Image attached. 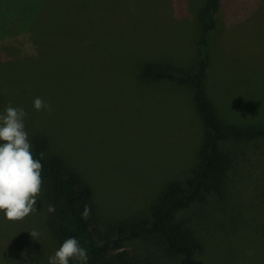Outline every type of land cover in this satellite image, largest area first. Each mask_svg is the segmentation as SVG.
<instances>
[{"label": "rangeland", "instance_id": "1", "mask_svg": "<svg viewBox=\"0 0 264 264\" xmlns=\"http://www.w3.org/2000/svg\"><path fill=\"white\" fill-rule=\"evenodd\" d=\"M205 1L46 0L40 44L27 42L24 17L8 19L18 23L0 37V114L9 105L23 108L30 142L44 137V157L59 156L77 186L89 187L95 236L148 216L166 184L184 183L198 161L206 129L194 88L144 82L141 69L145 63L179 74L196 69L197 11ZM220 4L205 94L222 126L264 128V51L258 46L264 0ZM79 6L87 12L78 13ZM28 7L26 1L10 5L12 14ZM36 97L51 113L35 110ZM218 147L225 166L219 180L227 185L177 211L172 223L200 242L195 264H264V137L219 141ZM233 193L255 201L246 207ZM49 205L43 181L35 213L10 222L0 211V264H48L58 250ZM32 231L39 235L33 238ZM164 247L150 237L115 253H124L125 264H182Z\"/></svg>", "mask_w": 264, "mask_h": 264}, {"label": "trees", "instance_id": "2", "mask_svg": "<svg viewBox=\"0 0 264 264\" xmlns=\"http://www.w3.org/2000/svg\"><path fill=\"white\" fill-rule=\"evenodd\" d=\"M22 1H26L27 6L30 7L26 8L24 12L12 14L10 5ZM45 2L46 0H0V37L11 33L8 27L10 24L16 27L18 23V21L8 23L9 18L11 21V18L22 20L24 17L22 25L27 42L40 44L44 41L46 37H43V29L46 26L43 27L39 22L42 21ZM77 8L78 13L87 12L83 6ZM220 11V0H206L197 11L202 36L196 46L198 61L193 72L179 74L161 67L154 68L146 63L142 66L141 79L144 82L167 80L179 85L192 86L194 88V104L206 129L205 137L198 149V161L185 182H168L158 200L150 207L148 216L119 222L103 234L95 236L92 231L94 205L90 198L89 187L77 186V176L66 174L63 171L62 159L59 156H43L41 160L43 164L42 178L46 183L48 198L56 209L54 213H49V223L56 236L58 249L66 239L74 237L79 241L81 247L86 249L88 255L87 261L70 260L69 264H125L123 262L124 253L115 252L122 249L127 243L150 237L161 239L165 251L172 256H180L182 264H195L193 255L200 249V242L189 232L182 231L173 225L176 212L188 207L193 202H204L207 194L216 195L220 193L219 191L223 189L224 185H227L226 179L222 182L219 180L225 170V166L220 160L219 141H253L256 138L264 137V128L238 129L222 126L205 94L203 79L209 65L208 46L210 35L217 22L216 14L220 15ZM219 17L218 22L222 20L221 16ZM1 42L4 43L2 39ZM46 144L47 141L44 137L35 136L32 138V154L35 158L40 159V154L44 152ZM212 178H215V182H211ZM233 198H236L234 200L238 199L241 203L246 202V207H250L255 201L250 198L241 200L234 193ZM241 203L240 207L246 208ZM85 205L91 208L90 217L87 219L82 215ZM261 211L264 212V206L261 207Z\"/></svg>", "mask_w": 264, "mask_h": 264}, {"label": "clouds", "instance_id": "3", "mask_svg": "<svg viewBox=\"0 0 264 264\" xmlns=\"http://www.w3.org/2000/svg\"><path fill=\"white\" fill-rule=\"evenodd\" d=\"M33 107L37 111L51 113V105L36 97ZM23 108L7 106L0 114V211L10 222H19L37 211V202L43 188L44 154L37 159L32 154V145L25 130ZM47 211L54 213L55 207L49 205ZM91 208L85 205L83 218L90 217ZM35 238L36 231L30 232ZM86 249L76 238L66 239L55 254L49 257L48 264H69L70 260L87 261Z\"/></svg>", "mask_w": 264, "mask_h": 264}, {"label": "crops", "instance_id": "4", "mask_svg": "<svg viewBox=\"0 0 264 264\" xmlns=\"http://www.w3.org/2000/svg\"><path fill=\"white\" fill-rule=\"evenodd\" d=\"M259 47H261L260 46V44L262 45L263 44V51H264V33H262L261 35H259ZM257 49H256V52H255V55L257 54ZM261 64H262V66H264V55H263V57H262V62H261ZM260 65V64H259Z\"/></svg>", "mask_w": 264, "mask_h": 264}]
</instances>
